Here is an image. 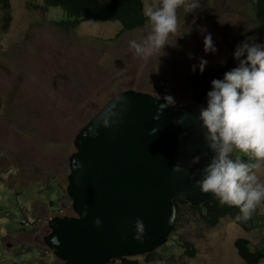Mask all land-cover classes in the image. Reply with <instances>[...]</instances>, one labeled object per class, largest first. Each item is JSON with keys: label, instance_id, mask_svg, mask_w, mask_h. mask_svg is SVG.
Masks as SVG:
<instances>
[{"label": "rangeland", "instance_id": "374dc122", "mask_svg": "<svg viewBox=\"0 0 264 264\" xmlns=\"http://www.w3.org/2000/svg\"><path fill=\"white\" fill-rule=\"evenodd\" d=\"M9 1L8 10L0 7V207L7 211L0 217V264H42L34 242L44 249L53 208L74 214L67 187L82 127L128 89L190 102V79L201 58L207 61L204 69L224 64L247 37L264 30L256 25L248 0H199L195 12L177 9V31L164 49L141 58L128 42L143 41L148 21L134 28L86 21L69 29L58 23L64 19L60 7L49 10L43 0ZM209 33L216 52L204 50ZM256 175L264 181V167ZM180 209L171 237L193 242L196 255L170 240L158 249L162 252L143 254L137 264H250L236 240L245 237L264 247V210L262 222L249 219L244 226L231 216L210 225L196 206L181 204ZM27 214L28 226L22 220ZM112 264L130 263L115 259Z\"/></svg>", "mask_w": 264, "mask_h": 264}, {"label": "water", "instance_id": "95a60500", "mask_svg": "<svg viewBox=\"0 0 264 264\" xmlns=\"http://www.w3.org/2000/svg\"><path fill=\"white\" fill-rule=\"evenodd\" d=\"M163 103L149 92L120 91L76 136L68 192L77 216L52 218L45 237L61 260L56 264H109L152 251L174 228L175 197L194 205L215 197L196 184L214 155L198 119L200 108L176 101L159 111ZM185 113L184 124H176ZM196 156L200 162L193 164ZM177 163L187 174L173 172ZM138 219L145 226L142 241L134 238Z\"/></svg>", "mask_w": 264, "mask_h": 264}, {"label": "clouds", "instance_id": "9594fccd", "mask_svg": "<svg viewBox=\"0 0 264 264\" xmlns=\"http://www.w3.org/2000/svg\"><path fill=\"white\" fill-rule=\"evenodd\" d=\"M141 1L143 7L142 13L146 17L145 22L148 21V26H146L148 28V32L142 42H138L134 39L128 42L130 49H133L135 54L141 58L151 57L157 51L164 49V46L168 43L169 35L177 31L178 8L183 7L185 12L187 13L195 12L197 9L201 8L199 0H155L159 3L154 5H147V0ZM248 1L253 4L255 10L256 25L264 30V28L259 25L257 20V1ZM0 7L1 9L4 7L8 10L10 7V1L0 0ZM53 7H49V10H51ZM263 36L264 33L260 36L251 35L247 37L242 43H240L237 46L236 50L231 51V56L233 57L234 55L235 59L239 61V64L237 67L226 72L223 80L214 79L212 81L213 90L207 93L208 100L205 103H197L192 101L188 103H182L179 100H175V98L171 95L160 97L149 92L156 97L164 98V100L166 101V103L159 105V111H162L169 105L174 106L176 104V101L179 102L181 105L194 104L200 108L198 119L202 121V126L204 129H206V131L204 132V137L208 142L209 149L214 153V155L211 157L210 163L202 169L203 178L201 180H197L196 184L200 187L203 193H213L215 196L214 198L217 197L221 205L227 204L239 207L240 215L237 216V219L243 220L245 222H249V219L251 220L254 218L251 217L252 214L255 212L257 206L261 205L264 201V181H261L260 178L256 175V170H259L264 167V163H262L264 162ZM204 50L206 53L217 51L211 33L205 36ZM206 64L207 61L201 58L199 63V70L201 72H203ZM195 68L196 65L193 66V71H195ZM205 105H207V107H204ZM187 118L188 114L185 113L183 116L178 118L175 123L178 125H183ZM155 119L159 120V115H157ZM156 131L157 129L153 128L151 130V134L155 133ZM184 135L186 136L187 133H184ZM235 153H237L238 155H234ZM233 156L235 159L233 158ZM240 157H243V159L253 158L255 162H245ZM200 159V156H196L193 158L192 163L197 164L200 162ZM173 172H184L185 174H187L188 169L184 168L180 163H177L173 167ZM57 178H59V175H57ZM49 180L51 181L52 179L49 178ZM56 183L59 184L57 181ZM70 198L72 199L71 196ZM176 198L182 197H175L173 199L174 202ZM186 201L188 202V204H191L192 206H196V208H198L208 200L198 205H194L188 200ZM175 205L177 209L175 224L167 242L152 251L124 257L147 256L143 254H151V252L155 250L158 252H162L158 249L162 246H165L170 240H172V243L176 242L181 244L182 248L184 249V252L187 255L191 257H194L196 255V249L194 247L193 242L187 241L192 243V248L195 252L194 255H191L186 252V248L182 244V242H185L186 240L180 239V241L177 242L174 241L173 237H171L176 226L178 213L181 210L178 209L176 202ZM263 210H261L259 216L262 215ZM6 213L7 211L5 210L0 211V217L5 215ZM51 213L53 214L50 215V220L56 216H77L75 210L74 214H68L62 206L53 208V211ZM201 214L203 215V213ZM16 216H18V214L14 213L13 217ZM25 218H29V215L27 214L26 217L22 219L23 224L27 226L30 225L29 219ZM50 220L48 222L50 229V232L48 234L52 232V229L50 227ZM36 221L37 220L33 219V223L31 224V226ZM100 223L101 221L97 219L96 224L99 225ZM136 230L137 234L134 238L136 240L142 241L144 238L143 234L145 232V226L143 222L139 219L136 221ZM48 234H46L45 237ZM45 237L43 238V250H41L40 246H38L39 243L37 241L34 242V244L38 247L41 253L42 264H56L57 262H61V260H59L55 256L54 250L46 244ZM8 246L12 247L13 244L9 243ZM254 246L258 247L256 245ZM162 249L164 248L162 247ZM52 256L55 257V260H53ZM120 258L112 259L109 264H112L113 260ZM141 260L142 258L140 257L138 261ZM137 263L138 262L136 261V264Z\"/></svg>", "mask_w": 264, "mask_h": 264}, {"label": "trees", "instance_id": "16d2710c", "mask_svg": "<svg viewBox=\"0 0 264 264\" xmlns=\"http://www.w3.org/2000/svg\"><path fill=\"white\" fill-rule=\"evenodd\" d=\"M256 1L257 20L259 25L264 28V0ZM44 4L45 7H60L64 19L58 21V23L69 29L79 26L85 22V20L120 21L125 28H134L142 26L146 18L142 13L143 7L141 0H44ZM238 64L239 61L236 60L233 55V57L228 59L224 64L204 69L203 72L200 70L196 71L190 79L191 101L197 103L207 102V93L213 90L212 81L214 79L223 80L225 73L237 67ZM234 155L238 154L235 153ZM240 158L243 159V157ZM243 160L249 163L255 162L253 158H245ZM175 202L178 209H180L181 204H188V202L182 198H176ZM198 208L200 212L203 213L205 221L210 225H216L219 220L225 216H231V218L237 219V216L240 215L239 207L227 204L221 205L217 197L206 201ZM261 210V205H258L251 217H254L253 219H260L262 222L263 217L259 216ZM238 221L244 226L249 225L248 222L243 220ZM259 225H261V223H259ZM182 244L186 248L185 250L187 253L191 255L195 254L191 242L185 241L182 242ZM236 245L240 255L248 263L256 264L264 259V247H255L248 238H239L236 241ZM138 258L140 257H123L118 260L122 259L124 262L136 264Z\"/></svg>", "mask_w": 264, "mask_h": 264}, {"label": "crops", "instance_id": "0c3cea01", "mask_svg": "<svg viewBox=\"0 0 264 264\" xmlns=\"http://www.w3.org/2000/svg\"><path fill=\"white\" fill-rule=\"evenodd\" d=\"M3 208L2 207H0V211L2 210ZM13 215H14V213H13Z\"/></svg>", "mask_w": 264, "mask_h": 264}]
</instances>
